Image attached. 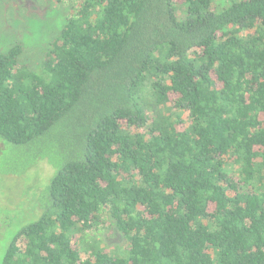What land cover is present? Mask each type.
Instances as JSON below:
<instances>
[{
    "label": "trees",
    "instance_id": "trees-1",
    "mask_svg": "<svg viewBox=\"0 0 264 264\" xmlns=\"http://www.w3.org/2000/svg\"><path fill=\"white\" fill-rule=\"evenodd\" d=\"M57 1L0 53V141L57 168L0 264H264V0Z\"/></svg>",
    "mask_w": 264,
    "mask_h": 264
},
{
    "label": "rangeland",
    "instance_id": "rangeland-1",
    "mask_svg": "<svg viewBox=\"0 0 264 264\" xmlns=\"http://www.w3.org/2000/svg\"><path fill=\"white\" fill-rule=\"evenodd\" d=\"M68 3L57 0H0V53L20 42L21 63L37 68L47 43L58 34L71 15ZM0 141V148H3ZM0 151V261L13 236L46 211L47 189L56 167L39 161L46 149L41 145L16 147L2 143ZM52 148L50 151H56ZM110 253H120L125 240L115 228L96 235Z\"/></svg>",
    "mask_w": 264,
    "mask_h": 264
}]
</instances>
